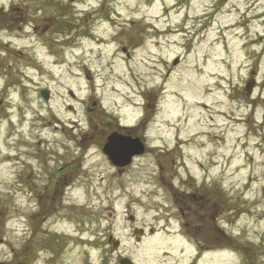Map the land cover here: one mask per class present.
<instances>
[{"label":"rangeland","instance_id":"obj_1","mask_svg":"<svg viewBox=\"0 0 264 264\" xmlns=\"http://www.w3.org/2000/svg\"><path fill=\"white\" fill-rule=\"evenodd\" d=\"M176 1L0 0V264H120L122 257L135 264H264V0H183L192 14L217 22L193 43L177 30L166 37V58L180 57L178 66L171 64L174 85L193 90L180 111L179 94L169 99L189 139L185 155L192 175L174 183L204 196L194 201L202 219L200 242L168 236L182 224L179 216L175 230L167 220L173 195L157 167L165 161L145 157L121 174L104 159H96L88 174L72 170L80 135L69 127L85 114V100L70 111L69 91L85 99L104 93L105 104L116 100L132 111L115 88L132 91L133 70L141 73L142 85L143 78L149 81L143 74L149 71L144 21ZM237 7L260 16L259 22L240 16ZM203 16L195 18L197 30L205 25ZM130 20L136 24H124ZM88 31L103 42L80 43ZM142 32L146 42L133 58L121 54L122 43H134L128 37L135 34L139 44ZM252 69L259 84L249 99L244 92ZM41 88L50 89L49 103ZM232 117L245 119L234 123ZM211 130L220 136L209 142L202 134ZM66 161L70 166L61 169ZM153 223L155 232L138 241L134 227ZM110 235L120 239L118 248L108 244Z\"/></svg>","mask_w":264,"mask_h":264},{"label":"flooded vegetation","instance_id":"obj_2","mask_svg":"<svg viewBox=\"0 0 264 264\" xmlns=\"http://www.w3.org/2000/svg\"><path fill=\"white\" fill-rule=\"evenodd\" d=\"M118 131L125 135L129 134L131 136H139L144 139V136L140 133V130L138 128H127V127L119 126ZM146 135H152V133L148 131ZM185 225H188V223L186 222Z\"/></svg>","mask_w":264,"mask_h":264},{"label":"water","instance_id":"obj_3","mask_svg":"<svg viewBox=\"0 0 264 264\" xmlns=\"http://www.w3.org/2000/svg\"><path fill=\"white\" fill-rule=\"evenodd\" d=\"M121 264H132L131 261L127 260V259H123L121 261Z\"/></svg>","mask_w":264,"mask_h":264}]
</instances>
